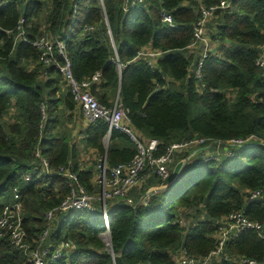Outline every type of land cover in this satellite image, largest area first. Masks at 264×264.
<instances>
[{
  "label": "trees",
  "instance_id": "1",
  "mask_svg": "<svg viewBox=\"0 0 264 264\" xmlns=\"http://www.w3.org/2000/svg\"><path fill=\"white\" fill-rule=\"evenodd\" d=\"M222 1L0 0V216L17 189L31 247L75 246L62 262L48 258V264H175L181 251L203 261L217 248L221 217L242 211L264 224V200L248 199L264 190V66L258 64L264 0H231L214 15L207 25L213 48L197 78L202 47H192L194 31L202 7ZM44 37L52 44L49 64L40 60L45 50L33 45ZM148 49L160 53L153 64L140 55ZM64 57L79 82L100 74L92 94L108 107L118 100L140 142L159 140L156 157L176 143L208 141L175 154L171 173L196 151L174 183L147 168L149 176L126 196L107 200L110 245L102 238L100 201L91 211L56 212L41 242L46 215L71 195L67 170L99 194L95 165L104 158L108 168L130 164L139 153L127 133L113 129L107 137L104 120L76 122L81 110L57 67ZM79 143L94 150L91 167L82 166ZM216 152L219 161L206 159ZM154 187L159 190L139 204ZM225 256L223 264L264 263V239L245 231L226 244ZM0 264H30L8 235L0 239Z\"/></svg>",
  "mask_w": 264,
  "mask_h": 264
},
{
  "label": "built area",
  "instance_id": "2",
  "mask_svg": "<svg viewBox=\"0 0 264 264\" xmlns=\"http://www.w3.org/2000/svg\"><path fill=\"white\" fill-rule=\"evenodd\" d=\"M230 6L231 0H225L217 7H202V16L196 25L194 31L195 43L192 46L193 48L202 47V59L199 61L195 70L197 78L202 77L201 68L204 64V60L208 57L209 52L213 48V44L207 34V25L220 9H228ZM163 21L170 25L173 24L172 17L165 12L163 13ZM22 23H24V20H21V24ZM21 36H25L23 31L21 32ZM33 45L37 46V48L45 50L40 60L45 64H49V56L52 53V44L50 39L45 37L37 39L33 42ZM58 45L62 52L64 48L63 42H58ZM159 54L160 53L151 49L142 50L140 53L141 56L150 60V64L155 62V59L159 56ZM64 58L65 64L63 66L57 65V67L63 74L66 85L70 88L75 102L80 108L86 121L92 124L99 120H104L109 126L107 137L110 136L113 129H118L127 133L133 141L137 143L139 153L130 164H119L112 168L107 167L105 158L101 160L95 177V182L101 188L100 194L91 193L84 185L81 184L77 174L67 170L65 177L69 180L68 185L71 189V195L62 202L59 208L46 215L48 228L41 236V242H44L49 237L56 212L69 213L71 211H91L97 201L101 202L106 231L107 234H109L110 222L106 206L107 200L126 196L133 187L149 176V174H144L147 168L149 171L153 170L163 180L167 179L171 174L170 166L173 164L174 157L177 152H184L198 146L206 147L208 142L204 138H194L190 141L176 143L167 149L166 154L156 157L154 154L158 150V146L160 144L159 140L151 139L145 143L140 142L137 139V133H135L132 127H130V122L127 117L128 111L119 103V101L117 100L113 107H108L101 104L92 94V85L99 81L100 74H96L90 80L79 82L75 80L71 73L69 60L66 57ZM258 64L263 67L264 60H260ZM229 142L242 144L244 143V140H231ZM213 143L215 142H212L211 144ZM216 143L218 150H220L221 143ZM192 155L184 161H189ZM206 159L219 161L220 152L209 154ZM42 166L45 170L49 169V163L46 159L42 161ZM14 192L15 201L12 204H4L5 206L0 216V239L8 235L10 237L11 244L27 254V259L30 264H48V258L57 260V263L62 262L64 258L69 256L75 246L71 243L62 242L56 248H52V246L44 247L43 245H39L36 248L31 247L27 242V233L23 227L20 194L17 189H15ZM248 199L251 201L255 200L257 202L264 200V190L251 192ZM182 222L184 225V220ZM251 230L257 232L264 239V224L251 220L242 211H236L227 216H223L218 220L216 232L214 234L217 239V248L203 261H197L193 258H189L185 251H181L175 256V264H223L222 262L224 260L230 259L227 256L224 257V248L226 244L238 237L241 233ZM66 264L71 263L67 261ZM238 264L264 263L243 258L238 261Z\"/></svg>",
  "mask_w": 264,
  "mask_h": 264
},
{
  "label": "rangeland",
  "instance_id": "3",
  "mask_svg": "<svg viewBox=\"0 0 264 264\" xmlns=\"http://www.w3.org/2000/svg\"><path fill=\"white\" fill-rule=\"evenodd\" d=\"M67 86V85H66ZM79 114H77V116L74 118L76 120V122H85L86 120L84 118H80L78 116ZM83 117V116H82ZM76 133V132H75ZM81 136H78L77 138H79ZM79 149H80V155H79V158H80V162L82 164L83 167L85 168H88V167H91L93 165V163L96 161V155H95V152L94 150H84L83 148V145L79 143ZM98 167H99V163H97L95 165V168H94V171H95V174L97 175V170H98ZM95 181H96V178H95ZM96 183V182H95ZM97 184V183H96ZM101 193V191L99 192V194ZM96 194V193H95ZM110 200V199H109ZM108 200V201H109ZM4 203V198H1L0 199V204H3ZM187 221L184 220V225L186 226L187 225ZM107 231L102 234V237L104 239V241L106 242L107 245H110V238H109V234H106ZM107 235V236H106ZM108 238V239H107ZM64 264V263H63Z\"/></svg>",
  "mask_w": 264,
  "mask_h": 264
},
{
  "label": "water",
  "instance_id": "4",
  "mask_svg": "<svg viewBox=\"0 0 264 264\" xmlns=\"http://www.w3.org/2000/svg\"><path fill=\"white\" fill-rule=\"evenodd\" d=\"M188 163L187 161H180L175 168L173 169L172 173L170 174V183H174L181 175V173L183 172L184 168L186 167ZM159 190L158 187H154L152 189H150L140 200H139V204H146L147 199L153 195L154 193H156ZM103 210V208H102Z\"/></svg>",
  "mask_w": 264,
  "mask_h": 264
},
{
  "label": "bare ground",
  "instance_id": "5",
  "mask_svg": "<svg viewBox=\"0 0 264 264\" xmlns=\"http://www.w3.org/2000/svg\"><path fill=\"white\" fill-rule=\"evenodd\" d=\"M202 70V69H201ZM81 114H82V112H81ZM82 116H83V114H82ZM83 118L85 119V117L83 116ZM86 120V119H85ZM101 210V209H100ZM102 214H103V211H102ZM107 234V233H106ZM107 236V235H106ZM103 238V237H102ZM108 239V238H107ZM110 240V239H109Z\"/></svg>",
  "mask_w": 264,
  "mask_h": 264
},
{
  "label": "crops",
  "instance_id": "6",
  "mask_svg": "<svg viewBox=\"0 0 264 264\" xmlns=\"http://www.w3.org/2000/svg\"><path fill=\"white\" fill-rule=\"evenodd\" d=\"M195 153V151L193 152V154Z\"/></svg>",
  "mask_w": 264,
  "mask_h": 264
}]
</instances>
